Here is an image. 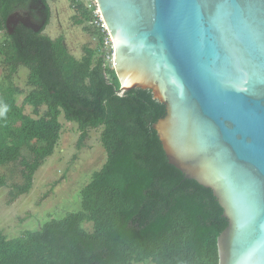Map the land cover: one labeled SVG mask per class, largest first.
<instances>
[{
    "label": "trees",
    "instance_id": "trees-1",
    "mask_svg": "<svg viewBox=\"0 0 264 264\" xmlns=\"http://www.w3.org/2000/svg\"><path fill=\"white\" fill-rule=\"evenodd\" d=\"M70 1L81 14L78 24L93 19V8ZM19 2L0 0V29ZM92 32L99 45L85 46L80 58L63 35L26 31L0 39L8 63L0 83V166L13 165L0 172V186L10 185L9 202L32 190L37 170L54 154L62 115L78 123L79 147L91 129L102 128L107 151L82 189V209L18 237L0 230V264H219L218 237L229 223L224 208L211 188L169 162L153 127L166 105L150 89L121 95L102 51L103 33ZM21 65L29 68L31 89L19 105L13 77ZM25 105L33 106V115ZM18 167L22 182L9 183Z\"/></svg>",
    "mask_w": 264,
    "mask_h": 264
},
{
    "label": "water",
    "instance_id": "water-1",
    "mask_svg": "<svg viewBox=\"0 0 264 264\" xmlns=\"http://www.w3.org/2000/svg\"><path fill=\"white\" fill-rule=\"evenodd\" d=\"M120 94L150 89L168 160L211 188L219 264H264V0H96Z\"/></svg>",
    "mask_w": 264,
    "mask_h": 264
},
{
    "label": "rangeland",
    "instance_id": "rangeland-1",
    "mask_svg": "<svg viewBox=\"0 0 264 264\" xmlns=\"http://www.w3.org/2000/svg\"><path fill=\"white\" fill-rule=\"evenodd\" d=\"M83 2L89 8H98L95 0ZM49 3L52 17L44 30L45 34L52 38L63 35L69 50L78 58L83 56L85 46L97 48L99 36L92 30L97 28L99 33L102 31L97 26L91 27L92 20L78 24L76 17L81 14L70 0H49ZM5 38V29H0V39ZM108 63H112V60ZM7 73L8 63L1 55L0 83H5ZM28 76L29 68L21 65L13 77L18 89L16 99L19 105L24 104V99L31 89ZM45 109L43 107L42 112ZM25 112L33 115V106L25 105ZM61 121L63 129L59 143L54 154L37 170L32 190L10 203V185L0 186V230L9 238L21 236L29 230H40L48 220L62 218L69 212L82 209V189L90 182L93 173L100 170L107 161V151L101 141L102 128L91 129L84 145L79 147L78 123L66 120L64 115L61 116ZM12 167V164L0 166V172L8 173ZM19 171L20 167L9 183L14 180L22 182ZM84 227L92 231V223H85Z\"/></svg>",
    "mask_w": 264,
    "mask_h": 264
},
{
    "label": "flooded vegetation",
    "instance_id": "flooded-vegetation-1",
    "mask_svg": "<svg viewBox=\"0 0 264 264\" xmlns=\"http://www.w3.org/2000/svg\"><path fill=\"white\" fill-rule=\"evenodd\" d=\"M52 10L49 0H20L10 12L5 22V31L9 35H19L23 32H40L51 21Z\"/></svg>",
    "mask_w": 264,
    "mask_h": 264
},
{
    "label": "built area",
    "instance_id": "built-area-1",
    "mask_svg": "<svg viewBox=\"0 0 264 264\" xmlns=\"http://www.w3.org/2000/svg\"><path fill=\"white\" fill-rule=\"evenodd\" d=\"M96 4H97V1H96ZM92 24L95 27L96 26L99 27V30L102 31L103 38H104V42H103L104 44H103V47H102V51L104 52V56H105L107 62L109 60H112V63H113V58H114V40H113L112 36L109 33V30H108V28H107V26H106V24L104 22V19L102 17V14L100 12L99 7L97 8V10L94 9V16H93V19H92Z\"/></svg>",
    "mask_w": 264,
    "mask_h": 264
}]
</instances>
